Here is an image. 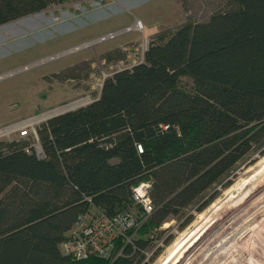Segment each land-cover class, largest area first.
<instances>
[{"label":"trees","instance_id":"16d2710c","mask_svg":"<svg viewBox=\"0 0 264 264\" xmlns=\"http://www.w3.org/2000/svg\"><path fill=\"white\" fill-rule=\"evenodd\" d=\"M67 1L0 0V24ZM37 135L42 154L32 135L0 140V264L144 260L127 256L131 245L114 259H71L60 244L79 214L130 208L133 187L151 181L154 211L136 238L147 248L168 218L203 211L219 182L264 155V0H233L157 34L143 61L107 77L89 104L42 121Z\"/></svg>","mask_w":264,"mask_h":264},{"label":"rangeland","instance_id":"374dc122","mask_svg":"<svg viewBox=\"0 0 264 264\" xmlns=\"http://www.w3.org/2000/svg\"><path fill=\"white\" fill-rule=\"evenodd\" d=\"M231 4L233 0H70L0 24V140L22 137L28 130L42 154L37 135L42 121L97 98L107 77L144 60L157 34L208 20ZM138 22L142 29L133 27ZM109 33L115 36L101 40ZM182 84L191 88L192 79L183 77ZM256 155L217 184L219 195L203 211L189 207L168 218L165 230L155 232L147 247L161 243L158 254L144 260L136 254L133 264H161L176 242L198 226L185 247L189 250L167 264H264V155L250 164ZM229 178L232 184L225 188ZM211 208L215 214L203 219ZM192 212L194 219L180 230Z\"/></svg>","mask_w":264,"mask_h":264},{"label":"built area","instance_id":"2783aa9c","mask_svg":"<svg viewBox=\"0 0 264 264\" xmlns=\"http://www.w3.org/2000/svg\"><path fill=\"white\" fill-rule=\"evenodd\" d=\"M27 131L24 130L23 134ZM151 181H143L134 187V202L138 208L130 207L115 214L104 212L79 214L74 226L60 244L61 253L71 259H87L92 256L116 258L125 255L124 247L132 246L131 252L144 253L149 259L151 253L158 247L156 242L152 250L138 246L136 238L143 223L153 212V202L150 196ZM122 245L118 246V239Z\"/></svg>","mask_w":264,"mask_h":264},{"label":"bare ground","instance_id":"6f19581e","mask_svg":"<svg viewBox=\"0 0 264 264\" xmlns=\"http://www.w3.org/2000/svg\"><path fill=\"white\" fill-rule=\"evenodd\" d=\"M40 13V12H39ZM36 14H38V13H36ZM140 22V21H139ZM138 22V24H135L133 27L134 28H139V29H142V24H140ZM115 36V33H109V34H106V35H104V36H102L101 37V40H103V39H106V38H108V37H114ZM62 113V112H61ZM58 114H60V113H58ZM57 115V114H56ZM54 116V115H53ZM163 128H168V126L167 125H164L163 126ZM27 132L25 133V134H23V132H21V136L22 137H26V136H28L29 135V132H28V130H26ZM143 182V181H142ZM141 183V182H140ZM139 183V184H140ZM152 183V182H151ZM139 184H137V185H139ZM137 185H135V186H137ZM134 186V187H135ZM134 187H133V193H134ZM151 189H152V184H151V188H150V196H151ZM133 193H132V203H131V206L130 207H135V208H138L137 206H136V204H135V202H134V197H133ZM152 198V197H151ZM152 202H153V200H152ZM211 207V206H210ZM218 207V206H217ZM216 208V207H215ZM153 211H154V204H153ZM219 212V211H218ZM212 214H215V210H213L212 208L211 209H209L206 213H205V215H203L202 216V218L203 219H206L207 218V220L209 219L210 220V216L212 215ZM200 227H202V226H198V228H200ZM197 228V229H198ZM197 229H194V230H192V231H190L184 238H182V239H180L179 241H177L176 242V245H174L173 247H172V249H171V251L168 253V255L162 260V262H161V264H167V263H170V261H172V260H174V259H176L177 260V257H178V255H180V253L183 251V249L187 246V245H189V244H191L190 243V239H192V234L193 233H195V231L197 230ZM201 229V228H200ZM188 240V241H187ZM187 249H188V247H187ZM186 248L184 249V251L185 250H187ZM189 250V249H188ZM187 250V251H188ZM179 258V257H178ZM176 264H177V262H176Z\"/></svg>","mask_w":264,"mask_h":264},{"label":"crops","instance_id":"0c3cea01","mask_svg":"<svg viewBox=\"0 0 264 264\" xmlns=\"http://www.w3.org/2000/svg\"><path fill=\"white\" fill-rule=\"evenodd\" d=\"M177 2H178V0H174V3H175V4H176ZM176 7H177V6H176ZM157 31H159V30H157ZM157 31H155V32H157ZM103 84H104V83H103ZM102 86H103V85H102ZM101 91H102V90H101ZM100 94H101V92H100ZM99 96H100V95H99ZM99 96H98V97H99ZM98 97H97V98H98ZM83 99H84V98H83ZM95 99H96V98H95ZM92 101H93V100H92ZM92 101H91V102H92ZM89 103H90V102H89ZM83 105H84V104H83ZM83 105H81V106H83ZM78 107H79V106H78ZM75 108H76V106L73 107V108H71V109H75ZM71 109H68V110H71ZM68 110H65V111H68ZM63 112H64V111H63Z\"/></svg>","mask_w":264,"mask_h":264}]
</instances>
